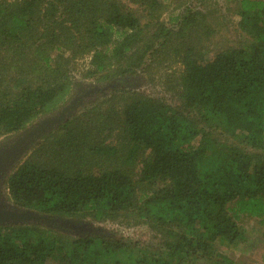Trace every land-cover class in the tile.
Returning <instances> with one entry per match:
<instances>
[{"label":"trees","instance_id":"trees-1","mask_svg":"<svg viewBox=\"0 0 264 264\" xmlns=\"http://www.w3.org/2000/svg\"><path fill=\"white\" fill-rule=\"evenodd\" d=\"M164 9L163 0H0V137L54 109L86 54V78L141 69L169 93L115 89L44 134L6 182L19 207L144 226L149 240L6 224L0 264H245L222 247L246 242L243 219L264 229V0H236L246 37L212 58L202 48L219 29L216 9L188 7L169 24ZM171 58L179 72L155 79L156 63Z\"/></svg>","mask_w":264,"mask_h":264},{"label":"rangeland","instance_id":"rangeland-1","mask_svg":"<svg viewBox=\"0 0 264 264\" xmlns=\"http://www.w3.org/2000/svg\"><path fill=\"white\" fill-rule=\"evenodd\" d=\"M163 3L165 9L160 19L166 24H169V18L181 14L188 7L199 5L202 11L216 9L213 14L219 17L220 23L217 24L219 29L217 32L209 34L202 48V51L208 52L207 58H212L217 50L239 44L246 37L237 28V16L234 12L236 0H163ZM213 28L215 29V24ZM240 39L242 40L240 41ZM90 60L91 54H86L85 57L78 59L76 69L69 74L71 84L66 91L65 98L58 102L54 109L28 123L21 131L0 137V225L36 223L72 239L88 234H99L112 235L122 239L134 238L145 242L149 240L150 233L144 226L118 225L115 221L98 222L89 217H57L39 214L33 209L16 205L8 192L7 178L44 134L64 124L75 114L100 103L115 89L126 86L156 96L169 94L161 85L156 82L151 83L141 69L123 78L101 82H97L95 78H86L82 73L85 67L89 66ZM156 64L157 67L154 71L157 78L155 79L164 78L166 71H170L169 68H172L176 73L179 72L180 65L175 63L174 58L158 61ZM241 224L247 233L246 242L230 248L222 247V251L241 263L264 264L262 261L264 229L259 220L247 218L243 219Z\"/></svg>","mask_w":264,"mask_h":264}]
</instances>
